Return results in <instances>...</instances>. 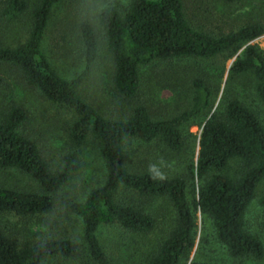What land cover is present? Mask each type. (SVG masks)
Wrapping results in <instances>:
<instances>
[{
	"label": "trees",
	"instance_id": "obj_1",
	"mask_svg": "<svg viewBox=\"0 0 264 264\" xmlns=\"http://www.w3.org/2000/svg\"><path fill=\"white\" fill-rule=\"evenodd\" d=\"M64 0H38L29 14L30 30L23 44L14 48L0 40V69L11 82L22 83L25 92L36 94L64 110L63 130L75 146L89 139L105 164L103 186L92 190L83 203H72L68 212L82 224V234L91 264H109L98 239L103 226H117L132 236H146L156 227L147 206L163 200L173 211V224L166 237L141 264H182L195 244L196 224L180 178H159L153 172L133 173L123 154L124 144H161L174 154L186 150L184 128L201 119L196 162L189 167L191 180L202 181L193 202L194 210L210 219L215 236L234 258L261 259L262 243L245 230L244 218L256 192L264 183V128L257 117L232 96L221 97L214 109L221 73L189 67L182 78V100L189 107L177 116L154 120L140 95L139 69L158 62H207L218 56H237L227 82L251 80L256 96L264 100V54L247 45L264 35V0H244L242 28L212 37L194 30L184 14L181 0H128L121 11L108 5L95 21L82 20L77 29L84 46L85 68L74 80L61 78L41 51L43 35L53 8ZM242 0H222L226 5ZM10 12L23 13L22 0L8 4ZM100 39L109 55L107 81L119 97L129 103V117L108 120L90 107L79 94V86L92 72ZM0 77V99L10 88ZM27 90V91H26ZM0 169L16 170L37 186L34 192L0 187V218H31L53 210L52 196L65 186L78 168L67 157L60 171L51 168L37 145L19 130L29 121L25 99L1 100ZM237 162L235 178L225 175ZM264 210V190L258 200ZM79 245L72 240L19 242L0 227V264H45L55 259L76 260ZM200 264V263H192Z\"/></svg>",
	"mask_w": 264,
	"mask_h": 264
},
{
	"label": "rangeland",
	"instance_id": "obj_2",
	"mask_svg": "<svg viewBox=\"0 0 264 264\" xmlns=\"http://www.w3.org/2000/svg\"><path fill=\"white\" fill-rule=\"evenodd\" d=\"M11 1L13 0H0V40L5 38L3 43L14 48L26 41L30 30L29 14L38 0H22L26 3L27 9L20 14L10 12L8 4ZM128 2V0H64L53 8L41 42V51L61 78L74 80L85 68L84 46L77 29L78 23L82 20L94 22L95 15L108 5L121 11ZM181 2L190 26L212 37L234 33L245 23L243 14L247 9L244 0L230 5L224 4L222 0ZM247 45L257 47L264 54V35ZM243 49L232 58L221 55L207 62L166 61L140 68V95L149 98L145 102L151 118L161 120L174 117L189 107L190 100L183 101L181 97L183 96L181 80L185 70L196 66L205 71L213 69L221 73V78L215 83L219 94L214 109L220 106L223 95L232 96L244 108L250 110L264 128V100L256 96L251 80L238 78L235 83L227 82L229 69ZM108 57L106 42L100 39L93 70L82 81L78 91L85 103L103 118L124 120L129 117L130 106L115 93L106 79ZM0 77L10 80L8 82L13 81L6 78L1 69ZM25 89L22 83L11 82L10 88L5 90V98L0 99V114L5 110L1 100L25 99L30 118L19 132L37 145L53 170L60 171L67 157L74 158L73 164L78 170L71 175L69 182L52 196L54 205L50 214L26 219L3 216L0 218V227L20 243L72 240L79 245L81 255L78 259H55L45 264H91L83 241L81 221L68 212V207L72 203H83L92 190L103 186L106 175L104 161L92 139L78 147L71 143L63 130L62 121L68 118L64 110L47 103L36 94L25 92ZM200 125L201 119L184 128L187 147L182 154L171 153L158 143L147 145L136 140H128L123 148L128 168L133 173L153 172L159 178H180L184 181L196 230L194 248L184 258L182 264H264V254L261 259L232 257L217 240L210 219L193 208L202 181L191 180L189 167L196 162ZM238 172L237 162H232L225 175L235 178ZM0 187L19 192H34L38 189L28 176L9 169H0ZM263 190L264 183L257 189L256 198L246 211L244 226L264 248V210L258 204ZM147 212L155 218L156 227L146 236H132L117 226L100 228L98 239L109 258V264H141L145 255L166 237L173 224L171 207L163 200H155L148 204Z\"/></svg>",
	"mask_w": 264,
	"mask_h": 264
}]
</instances>
